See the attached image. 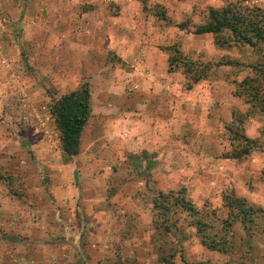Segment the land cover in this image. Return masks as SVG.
Here are the masks:
<instances>
[{
    "label": "rangeland",
    "instance_id": "obj_1",
    "mask_svg": "<svg viewBox=\"0 0 264 264\" xmlns=\"http://www.w3.org/2000/svg\"><path fill=\"white\" fill-rule=\"evenodd\" d=\"M229 3L264 11V0H0V264H162L169 253L175 264H264V112L240 83L256 78L264 98V45L193 33L208 8ZM189 63L211 68L193 83ZM82 84L91 103L102 93L121 105L118 117L139 113L144 139L124 153L108 136L85 170L95 122L70 165L50 112ZM246 144L249 154L230 157ZM179 189L214 211L215 226L224 194L245 198L260 207L253 228L235 222L228 252L201 245L183 213L175 235L156 229L153 199Z\"/></svg>",
    "mask_w": 264,
    "mask_h": 264
},
{
    "label": "trees",
    "instance_id": "obj_2",
    "mask_svg": "<svg viewBox=\"0 0 264 264\" xmlns=\"http://www.w3.org/2000/svg\"><path fill=\"white\" fill-rule=\"evenodd\" d=\"M160 16L164 17V11L160 10ZM181 29H185L184 22L178 24ZM194 34L211 33L215 37V42L223 47L226 43L232 41L246 44L252 47L264 45V11L257 7H249L237 3H229L222 7H210L207 10L203 22L194 26ZM227 33V37L225 36ZM175 59V58H174ZM176 60V59H175ZM177 61V60H176ZM186 65V63H185ZM262 62L253 64L256 71L262 69ZM186 72L193 83L204 79L210 70V63H205L200 70L192 68L189 63ZM194 69V70H193ZM264 73V71H263ZM264 76V74H263ZM256 78L245 77L240 83L251 84L246 90L251 92L252 100L260 112H264V98L257 96L258 90L255 89ZM255 89V90H254ZM51 115L54 118L55 125L59 131L60 146L66 157H71L79 153L80 135L88 122L91 113V96L87 84H82L75 90L61 94L56 98L50 107ZM241 122L242 119H237ZM236 137L242 138L247 143H253V140L242 134H236ZM253 148L252 144H246L237 151H233L230 157L240 158L249 154ZM223 207L226 215L221 218V222L215 226L212 221L214 211L208 208H198L193 202L185 197V191L170 190L168 192H159L153 199V217L157 228L165 233L176 234L180 230L177 219L173 218L175 213H183V221L195 229L196 236L201 245L210 250L219 252H228L232 245L229 242L230 228L235 222H240L245 229L253 228V221L258 214L260 207H255L243 197H237L233 193H226L223 196ZM215 221L219 217L214 216ZM181 244V241L178 240ZM173 254L161 256L162 264H175ZM180 264H208L198 261L190 262L181 259ZM118 264V263H115Z\"/></svg>",
    "mask_w": 264,
    "mask_h": 264
},
{
    "label": "crops",
    "instance_id": "obj_3",
    "mask_svg": "<svg viewBox=\"0 0 264 264\" xmlns=\"http://www.w3.org/2000/svg\"><path fill=\"white\" fill-rule=\"evenodd\" d=\"M102 95V93H99L97 101H94V99H92L90 113L91 115L89 117V119L92 118L93 122H95L91 129V133L89 132L90 141L95 145L94 152L90 154V156L88 157V161L83 158V153L81 155V149L79 150L78 154L73 155L70 159L71 162L69 164L72 165V163H79L83 158V160L78 164V166H80V168L83 170L87 168V165L90 161L96 158V155L98 154L97 152L101 154L102 151H106L110 148V142L107 139L108 136L114 138L115 143L118 147L117 151L122 152V150H124V153L127 152L126 148H128V150L130 151V144L132 145V143H143L144 141L143 137L141 136L142 134L140 135L136 132L140 131L139 113L128 111L124 112V114H121L118 117L121 105H119V107L117 108L114 106H105L103 101H101ZM113 115L116 116L114 117ZM83 130L80 137L83 134ZM251 157L252 163L257 164V162H259L260 160L259 156L257 155H251Z\"/></svg>",
    "mask_w": 264,
    "mask_h": 264
}]
</instances>
